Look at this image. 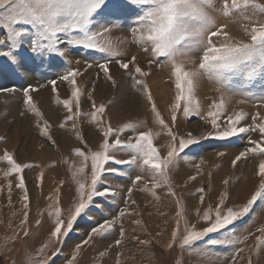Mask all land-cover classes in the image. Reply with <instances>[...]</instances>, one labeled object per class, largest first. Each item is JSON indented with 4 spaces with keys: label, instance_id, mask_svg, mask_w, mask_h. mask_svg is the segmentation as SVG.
<instances>
[{
    "label": "rangeland",
    "instance_id": "obj_1",
    "mask_svg": "<svg viewBox=\"0 0 264 264\" xmlns=\"http://www.w3.org/2000/svg\"><path fill=\"white\" fill-rule=\"evenodd\" d=\"M255 3L264 5V0ZM222 5L223 0H215V7L207 9L216 27L227 25L224 31L233 43H250L244 28H250L253 22L264 23V13L249 7L243 13L234 12L225 17L220 12ZM138 11L136 6L128 7L119 20L106 25L97 18L96 26H90V31L103 34L97 37L95 48L69 44V40L82 36L72 31L60 34L62 39L57 47L66 53L64 56L47 49L32 51L27 41L20 48L11 49L17 63L0 56V168L7 165L0 178V264H41L42 261L47 264H264V231L259 230L264 229V198L258 199L248 214L226 228L208 233L189 245L183 244L186 230L201 231L214 222V210L222 198V210L237 209L247 204L264 180L259 175L264 154L249 153L235 166L232 163L240 152L254 146L250 140L260 139L255 125L264 122V68H257L251 79L245 70H238L225 73L227 83L217 82L198 67L207 37L190 44L185 49L187 54L178 55L176 60L186 70L200 72L194 91L199 110L185 115L181 102L173 122L177 89L172 65L167 58L154 59L150 52L144 51ZM105 26L109 29L106 33ZM22 27L33 37L32 26ZM5 34L6 29L0 28V38ZM212 40L219 46L224 37H212ZM45 43L41 41L42 45ZM10 44L11 41H6L0 45V51L10 50ZM101 47L106 50L101 51ZM117 61L127 63L128 68H122ZM105 64L107 75L99 67ZM136 67L146 75L137 73ZM70 71L78 73L75 77V87L80 90L78 101L71 95L73 85L61 79ZM53 80L56 91L50 83ZM138 80L144 82L146 90L137 84ZM9 88L15 91L4 90ZM26 88L36 89L29 91L36 111L25 102ZM66 99L72 100L73 120H66L69 115L63 105ZM221 99L224 108L217 117L218 127L214 128L208 113L215 111L213 102L220 103ZM153 104L168 128L157 122ZM93 105L96 108L104 105L103 116L97 117L102 123L93 120ZM77 111L79 115H75ZM237 112L246 114L237 126L250 130L218 138L217 133L228 128L227 118ZM129 123L136 127L118 131ZM107 125L118 132L121 140L132 139L133 143L140 132L151 130L153 145L162 159L167 157L172 142L168 129L176 136L177 144L181 138L187 139L189 133L199 142L179 153L167 170V183L161 181L159 187H153L151 171L139 160L137 164L114 162L130 160L135 153L124 148L110 150L114 160L105 167L112 171H105L97 186L99 190L107 188L108 193L93 197V203L66 236L52 237L55 210H61L66 225L79 201L78 181L90 183L91 179L90 158L85 160L78 155L80 165L72 166L66 155L75 153V149L89 157L99 151ZM107 139L111 142L114 137ZM5 151L27 167L20 173L5 175L11 168L3 158ZM43 156H51L59 172L52 182L53 194L48 196L42 186L49 174L44 170ZM137 176L142 179L136 181ZM21 180L23 188L18 186ZM129 189H132L130 194ZM16 200L23 210L22 218L9 223L1 218L2 208L5 203L12 210ZM209 209L213 210L212 218L205 220L203 215ZM121 212L125 214L121 216ZM25 213L27 221L23 223ZM106 220L114 221L110 231L92 233L93 227ZM49 221L54 224L46 230L45 223ZM41 235L46 238L38 241ZM257 237H261L260 242ZM77 245H80L78 251Z\"/></svg>",
    "mask_w": 264,
    "mask_h": 264
},
{
    "label": "snow or ice",
    "instance_id": "obj_2",
    "mask_svg": "<svg viewBox=\"0 0 264 264\" xmlns=\"http://www.w3.org/2000/svg\"><path fill=\"white\" fill-rule=\"evenodd\" d=\"M136 6L138 8V22L140 24V41L146 45L144 51L150 52L151 56L155 58L165 57L172 65V75L175 78V88L177 95L173 105V122L176 119L175 112L181 108L183 102V112L188 115L192 111L199 110V103L194 98V91L196 87V79L200 75L199 71L186 70L182 63H177L178 55H186L187 49L192 43H200L206 36L207 42L201 61L199 63V70L209 75L210 78H215L217 82L227 83L225 73H231L238 70H245L247 78L251 79L255 76L257 68H264V23L253 22L252 26L245 27L244 31L250 37V43H233L231 37L224 31L227 25L216 27V22L211 17L207 9L215 7V0H0V28L6 29L4 38H0V45L11 41L10 50L0 51V56L6 57L12 63H17V57L13 54L11 49L20 48L21 45L27 41L29 49L32 51H39L47 49L52 52H58L60 56L66 55L65 52L59 51L57 45L60 43L62 37L61 33H69L78 31L82 36L78 39L69 40V44L82 45L85 48L97 47V37L102 36L101 31H90V26L95 27L97 18L103 21L104 24L112 23L119 20L124 10L128 7ZM249 7L259 10L264 13V5L255 3V0H223L220 12L225 17H230L234 12L243 13ZM247 19V17H245ZM30 25L35 30L33 37H29L28 31L22 26ZM215 28V30H212ZM109 29L105 26L103 32L106 33ZM223 36L224 42L217 46L213 43L212 37ZM45 41V44H41ZM105 51L104 47L100 48ZM118 55V53H114ZM133 61L135 57L132 58ZM152 61H150L151 63ZM117 63H120L117 61ZM122 68H128L127 63H120ZM107 75V65L99 66ZM135 71L142 76L146 75L141 68L136 67ZM78 73L70 71L67 75L61 77L62 80L68 81L73 85L74 90L71 95L77 101L79 100L80 90L75 87V77ZM109 79L111 77H108ZM53 85V91H56V81H50ZM137 84L143 85L146 90V85L143 81L138 80ZM5 91H15V89H4ZM36 89H24V95L27 97L26 103L33 111H36V106L33 103L29 91ZM151 100V95H148ZM63 105L67 108L69 115L66 120H73L72 100L66 99ZM92 112V118L97 123H102L97 117H102L105 112L104 105L96 108ZM212 107L215 111L208 113L212 117L210 123L214 128H217V117L222 115L224 108L223 100L220 103L213 102ZM152 111L155 113L157 122L164 128H168L165 121L161 118L155 105L152 106ZM79 115V112L75 113ZM259 114H257L258 116ZM246 114L237 112L234 116L227 118L228 128L223 132H218L217 136L220 139L236 136L240 133L249 131L248 127L240 126L241 121L245 120ZM257 117H253L255 120ZM136 125L131 123L125 124L119 132L135 128ZM259 130L260 139L250 140L253 147L247 148L240 152L233 160V166L242 157L248 156L249 153L264 154V122L255 125ZM104 133V141L100 145V150L92 152L90 157L85 155L80 149H75V153L85 160H91V179L90 183L78 181L79 201L74 205V210L71 212L70 218L65 225L61 218V210H55V227L51 232V236L60 239L66 236L72 230L74 222L85 213L90 204L93 203V197L104 196L108 193V189H98V184L101 183L102 174L105 171H112L107 169L105 165L114 160L110 155V150L117 148H124L131 150L135 155L130 160H114L115 163L137 164L138 160L142 166H147L152 173L153 187H159L161 181L167 183V170L172 164L173 160L183 152L190 145L197 144L199 141L188 134V138H181L177 144V138L173 135L172 130L168 129V135L171 137L169 150L166 158L159 156L158 150L153 145V133L151 130L140 132L133 143L132 139L123 141L119 138L118 132H114L110 125L106 126ZM108 137H114L110 142ZM4 160L11 165L10 171L5 175L11 173H20L27 165L17 163L13 156L7 151L3 154ZM84 171L82 167L79 170ZM259 175L264 177V161L259 164ZM195 179V177H191ZM141 176L136 177V181L141 180ZM228 181H225L227 183ZM19 187L23 188L24 184L21 180ZM129 194L132 189H129ZM202 191V190H201ZM264 198V180L261 181L259 189L248 200L247 204L240 206L237 209L226 208L222 210L224 203L223 198L214 210L215 220L209 227L201 231L186 230V235L183 237V244L189 245L192 242L199 240L208 233L217 232L220 229L226 228L233 224L238 219L243 218L249 213L254 203L258 199ZM25 201L28 197L25 195ZM203 197H201V202ZM27 207V204H25ZM212 209L204 213L203 219L211 220ZM125 213L121 212L123 216ZM25 219L22 221L26 223L27 213L24 214ZM114 221H105L92 228V233L102 234L111 230ZM63 229V231H62ZM264 231V229H259ZM27 234V233H26ZM176 232L173 233V240ZM257 241H261V237H257ZM87 243V241H85ZM117 244L120 241H116ZM216 243V241H211ZM47 245H45L46 247ZM80 245H77V251ZM171 247V245H169ZM75 258V257H73ZM41 264H47L42 261Z\"/></svg>",
    "mask_w": 264,
    "mask_h": 264
},
{
    "label": "bare ground",
    "instance_id": "obj_3",
    "mask_svg": "<svg viewBox=\"0 0 264 264\" xmlns=\"http://www.w3.org/2000/svg\"><path fill=\"white\" fill-rule=\"evenodd\" d=\"M44 159H45V162H46V166H45L44 170L48 171L49 174H46L45 181L43 182L42 186H44L43 188H44V190L46 192V195L48 196V195H52L53 194L54 183H52V182H53L54 178L58 177V173L59 172H58L57 166L55 164V161H54L53 158H51V156L44 157ZM66 160H68L70 162V165H72V166H75L77 163L80 165V163L78 162V160H79L78 155H76L75 153H73V154L69 153L68 155H66ZM5 165L2 164V167L0 168V178L3 176L2 172H4L5 168H7L6 167L7 165L6 166ZM252 169H253V166H252ZM2 209H3V213L1 215V218L9 221V223H15L20 218H22L23 210L21 208V205L18 203V200L14 201V207L12 208V210H10V208L7 207L5 203H4V206H3ZM50 221L45 223L46 230L47 229L49 230V226H52V224H54V223H52ZM46 233H48V232L46 231ZM40 237H42V238H39L38 241L41 240V239L44 240L46 238V236H42V235Z\"/></svg>",
    "mask_w": 264,
    "mask_h": 264
}]
</instances>
